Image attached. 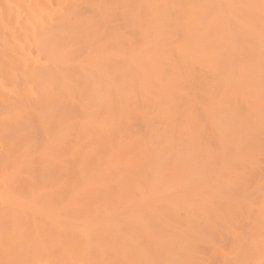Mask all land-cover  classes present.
I'll list each match as a JSON object with an SVG mask.
<instances>
[{"label": "bare ground", "instance_id": "6f19581e", "mask_svg": "<svg viewBox=\"0 0 264 264\" xmlns=\"http://www.w3.org/2000/svg\"><path fill=\"white\" fill-rule=\"evenodd\" d=\"M0 264H264V0H0Z\"/></svg>", "mask_w": 264, "mask_h": 264}]
</instances>
